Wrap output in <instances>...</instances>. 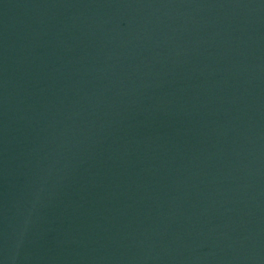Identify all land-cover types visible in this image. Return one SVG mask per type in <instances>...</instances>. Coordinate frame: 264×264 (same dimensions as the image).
<instances>
[{"label": "water", "instance_id": "95a60500", "mask_svg": "<svg viewBox=\"0 0 264 264\" xmlns=\"http://www.w3.org/2000/svg\"><path fill=\"white\" fill-rule=\"evenodd\" d=\"M0 264H264V0H0Z\"/></svg>", "mask_w": 264, "mask_h": 264}]
</instances>
